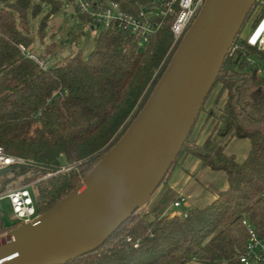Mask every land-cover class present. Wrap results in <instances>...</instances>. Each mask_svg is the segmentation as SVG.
Instances as JSON below:
<instances>
[{"label": "trees", "instance_id": "16d2710c", "mask_svg": "<svg viewBox=\"0 0 264 264\" xmlns=\"http://www.w3.org/2000/svg\"><path fill=\"white\" fill-rule=\"evenodd\" d=\"M46 1L52 6L47 16L64 3ZM32 3L0 0V146L32 160L1 169L0 191L17 181H36L31 189L39 215L70 194L119 140L178 45L172 48L171 17L143 45L130 31L110 25L98 33L88 56L71 53L43 69L19 47L33 51V37L26 33ZM41 9L35 2L33 14ZM74 11L90 21L76 5ZM263 15L264 0H258L212 88L221 86L215 104L226 94L216 134L201 144L189 135L164 179L182 157L194 155L203 167L225 171L227 188L186 216L136 210L99 248L61 264H251L241 260L250 237L244 220L264 237V49L248 44L241 32ZM45 25L43 20L39 31ZM233 137L251 143L243 162L225 151ZM66 165L71 168L57 172ZM18 225L6 224L0 209V234Z\"/></svg>", "mask_w": 264, "mask_h": 264}, {"label": "water", "instance_id": "95a60500", "mask_svg": "<svg viewBox=\"0 0 264 264\" xmlns=\"http://www.w3.org/2000/svg\"><path fill=\"white\" fill-rule=\"evenodd\" d=\"M258 0H205L148 100L85 179L0 236V264H61L92 252L164 181Z\"/></svg>", "mask_w": 264, "mask_h": 264}, {"label": "built area", "instance_id": "2783aa9c", "mask_svg": "<svg viewBox=\"0 0 264 264\" xmlns=\"http://www.w3.org/2000/svg\"><path fill=\"white\" fill-rule=\"evenodd\" d=\"M79 11L88 15L92 23L103 22L106 27L117 25L130 31L137 37L140 44H147L161 29L166 18L171 17V31L174 36L173 47L178 45L202 8L205 0H70ZM248 44L264 49V15L259 23L246 37ZM25 56L35 60L43 69L48 64L37 53L31 51L24 44H20ZM31 159L8 153L0 146V170L15 164H30ZM71 166H62L57 172L70 169ZM33 183L17 187H10L0 191V200L8 198L14 213V222L25 224L33 221L37 216L35 202L31 187ZM181 200H176L174 206L178 207ZM184 216L187 211L180 212ZM249 232L245 254L241 260L245 263L251 261L264 264V237L256 234L254 228L244 220ZM7 232L1 233L0 236Z\"/></svg>", "mask_w": 264, "mask_h": 264}, {"label": "rangeland", "instance_id": "374dc122", "mask_svg": "<svg viewBox=\"0 0 264 264\" xmlns=\"http://www.w3.org/2000/svg\"><path fill=\"white\" fill-rule=\"evenodd\" d=\"M32 1L33 3L27 13L28 31L26 33L33 37L32 46L35 53L43 57L49 65L56 61H62L68 54L75 52H80L84 57L88 56L93 49L96 36L106 26L103 22L92 23L91 21L83 20L74 11V4L70 0H64L61 8L58 11L51 12L50 16H47L52 8L50 3L46 0ZM35 2H38L42 8L36 15L32 11ZM43 20H46V25L43 32H41L39 28ZM252 28V19H250L244 25L241 34H245ZM220 92L221 86L218 84L214 87L209 99L211 100L215 94L219 95ZM35 182L31 181L30 183L34 185ZM22 185L25 184L17 181L8 188ZM31 191L34 193L33 189ZM176 196V193L165 187V182L163 181L150 199L138 209V212L145 213L146 210L150 212V215L154 216L158 214L169 215L173 211L182 210L183 206L179 208L174 206ZM0 209L4 222L6 224L12 223L15 216L8 198L0 200ZM250 263L257 264L254 261Z\"/></svg>", "mask_w": 264, "mask_h": 264}, {"label": "crops", "instance_id": "0c3cea01", "mask_svg": "<svg viewBox=\"0 0 264 264\" xmlns=\"http://www.w3.org/2000/svg\"><path fill=\"white\" fill-rule=\"evenodd\" d=\"M251 31L250 29L243 36L247 37ZM216 95L212 96L211 100L209 99L206 102L205 109L200 112L190 134L191 138L197 140L200 144L210 134H216L214 132L217 124L216 116L225 103L226 94L221 96L218 104H215ZM210 112H214L216 115H211L209 114ZM250 148L251 143L247 138L233 137L225 145L226 153L234 155L238 162H243L247 158ZM164 182L167 189L177 194L175 201L181 200L178 208L183 206L182 210L173 211L169 214L173 215L187 211L192 206L204 207L209 204L216 198L219 192L227 188L228 176L225 171L203 167L202 161L198 157L186 155L180 159L179 163L174 167ZM145 212L148 211L145 210Z\"/></svg>", "mask_w": 264, "mask_h": 264}]
</instances>
